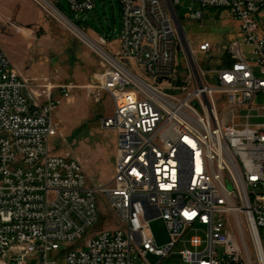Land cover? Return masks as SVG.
<instances>
[{
    "label": "built area",
    "instance_id": "obj_1",
    "mask_svg": "<svg viewBox=\"0 0 264 264\" xmlns=\"http://www.w3.org/2000/svg\"><path fill=\"white\" fill-rule=\"evenodd\" d=\"M41 1L77 33L60 0ZM118 1L123 59L84 33L100 47L92 46L102 68L88 87L97 101L108 94L113 102L102 119L117 133L106 184H89L78 158L54 152L61 100L31 88L0 42V258L58 264L50 254L65 244V264H151L149 254L161 262L188 231L202 230L180 251L185 264H241L250 247L264 264V0H193L201 9L183 17L180 0ZM67 2L74 13L96 5ZM206 8L229 10L252 57L231 41L218 67L198 61H211L215 46L194 48L182 19H202ZM60 90L70 95L69 85ZM99 196L116 219L112 228H97L107 216ZM156 219L169 229L163 246L151 228Z\"/></svg>",
    "mask_w": 264,
    "mask_h": 264
},
{
    "label": "rangeland",
    "instance_id": "obj_2",
    "mask_svg": "<svg viewBox=\"0 0 264 264\" xmlns=\"http://www.w3.org/2000/svg\"><path fill=\"white\" fill-rule=\"evenodd\" d=\"M59 6L76 22L79 28L75 29L77 33L68 29L41 0H0V42L8 50L13 63H19L16 67L25 72L31 88L38 85L41 92L45 90L42 95L51 90L52 95L61 100L53 113L61 123L60 136L50 141L54 152L78 158L89 184H106L111 181L114 172L117 133L114 129L103 128L102 119L112 113L113 102L108 94H103L97 101L88 87L102 68L101 57L96 51L100 49L92 43L95 50L85 39L84 33L123 59L117 41L121 28L119 1L96 0L95 8L87 13L72 12L67 0H60ZM191 9L200 10L201 4L193 0H180V17ZM182 24L194 48L201 41L214 44L211 61L203 60L201 54L197 55L204 66L216 68L221 61L225 62L227 57L224 53L231 41L238 42L237 53L252 57V45L246 43L238 30L239 21L226 8H206L202 19H182ZM92 31L96 35H107V43L102 44ZM183 56V52L178 51L177 61H182ZM35 70L38 73L28 74V71ZM68 84H74L75 88L66 97L60 86ZM44 98L42 96V100ZM261 101L262 97H259L257 102ZM99 206L101 213L107 216L102 215L97 228L117 225L102 196H99ZM151 228L158 245L169 242V229L163 219L153 220ZM260 232L264 239V227ZM195 233L204 236L202 230H190L161 262L160 257L153 254L148 255V260L151 264H185L180 251L189 247L187 240ZM66 248L67 245L61 244V251L51 253L50 258L58 256V264H65L63 255ZM244 257L241 264H259L252 247Z\"/></svg>",
    "mask_w": 264,
    "mask_h": 264
},
{
    "label": "crops",
    "instance_id": "obj_3",
    "mask_svg": "<svg viewBox=\"0 0 264 264\" xmlns=\"http://www.w3.org/2000/svg\"><path fill=\"white\" fill-rule=\"evenodd\" d=\"M120 6V5H119ZM120 17H121V9H120ZM92 34H93V36L94 37H96V38H98V40H100L102 43H107V39H108V36L106 35V36H103V35H96L95 33H93V31H92ZM117 41H118V39H117ZM8 51V50H7ZM9 53V52H8ZM16 66H18L19 65V63L17 62V63H14ZM23 75H25V72H22V71H20ZM36 73H38L37 72V70H35V71H28V74H36ZM43 73H45V72H43ZM69 86H70V91L73 89V88H75V85L74 84H68ZM41 86H43V85H41ZM45 90H42V92H44ZM35 261V258H30L29 259V264H32L33 262ZM5 263V261L3 260V259H1L0 258V264H4Z\"/></svg>",
    "mask_w": 264,
    "mask_h": 264
},
{
    "label": "bare ground",
    "instance_id": "obj_4",
    "mask_svg": "<svg viewBox=\"0 0 264 264\" xmlns=\"http://www.w3.org/2000/svg\"><path fill=\"white\" fill-rule=\"evenodd\" d=\"M44 1H45L47 4L50 5V3H49L47 0H44ZM79 33H80V32H79ZM80 34H82V33H80ZM97 48L100 49V47H98V46H97Z\"/></svg>",
    "mask_w": 264,
    "mask_h": 264
},
{
    "label": "trees",
    "instance_id": "obj_5",
    "mask_svg": "<svg viewBox=\"0 0 264 264\" xmlns=\"http://www.w3.org/2000/svg\"><path fill=\"white\" fill-rule=\"evenodd\" d=\"M76 23V22H75Z\"/></svg>",
    "mask_w": 264,
    "mask_h": 264
}]
</instances>
